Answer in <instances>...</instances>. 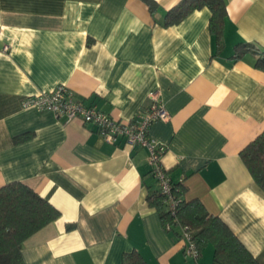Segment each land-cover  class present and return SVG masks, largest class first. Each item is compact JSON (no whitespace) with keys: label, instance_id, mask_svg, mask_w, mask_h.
<instances>
[{"label":"crops","instance_id":"0c3cea01","mask_svg":"<svg viewBox=\"0 0 264 264\" xmlns=\"http://www.w3.org/2000/svg\"><path fill=\"white\" fill-rule=\"evenodd\" d=\"M155 1L152 14L142 0H0V186L21 181L60 211L23 242L26 264H121L132 249L149 264H212L211 244L186 255L148 205L145 147L22 107L58 84L122 121L161 102L169 116L148 136L166 145L172 183L264 264V191L239 155L264 131V69L250 51L234 58L239 43L264 50V0H225L220 50L208 8L164 26L180 0Z\"/></svg>","mask_w":264,"mask_h":264},{"label":"trees","instance_id":"16d2710c","mask_svg":"<svg viewBox=\"0 0 264 264\" xmlns=\"http://www.w3.org/2000/svg\"><path fill=\"white\" fill-rule=\"evenodd\" d=\"M142 1L152 14L158 7L155 0ZM204 7L210 11L209 29L214 35L216 49L220 50L226 17L225 0H180L166 11L162 24H178L193 11ZM236 48L234 58H238L244 51H250L256 56L255 66L264 69V50L249 43H239ZM239 155L256 185L264 191V131L245 145ZM149 175L153 178L150 172ZM184 189L182 185L173 183V191L181 199L174 212L164 202L165 196L157 185L149 189L146 195L148 205L158 211L165 228L169 224V230L177 229L181 235V225L186 226L199 252L211 244L212 264H262L228 225L217 215L209 213L199 199L184 200ZM59 216L60 211L27 184L11 181L0 186V264H26L21 253L23 242ZM71 227L67 226L68 229ZM121 264L149 263L137 250L132 249L122 253Z\"/></svg>","mask_w":264,"mask_h":264},{"label":"built area","instance_id":"2783aa9c","mask_svg":"<svg viewBox=\"0 0 264 264\" xmlns=\"http://www.w3.org/2000/svg\"><path fill=\"white\" fill-rule=\"evenodd\" d=\"M7 48L5 45L4 50ZM21 105L24 108L33 107L37 111H51L65 121L78 118L85 125H93L100 137L109 143H114L121 138L127 145L145 147L148 151L149 172L161 193L164 194V202L172 212L176 210L181 199L174 193L173 183L161 163L167 147L148 136V128L154 121L166 120L169 116L161 102L154 101L146 109L141 110L132 121H122L95 106L77 100L70 87L58 84L49 90H41L24 97ZM166 229H170L169 224L166 225ZM180 238L183 241L184 253L197 259L200 252L186 226L181 225Z\"/></svg>","mask_w":264,"mask_h":264}]
</instances>
